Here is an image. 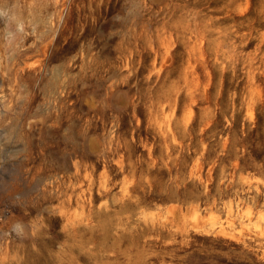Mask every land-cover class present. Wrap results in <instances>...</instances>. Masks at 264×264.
I'll return each instance as SVG.
<instances>
[{
    "label": "rangeland",
    "instance_id": "374dc122",
    "mask_svg": "<svg viewBox=\"0 0 264 264\" xmlns=\"http://www.w3.org/2000/svg\"><path fill=\"white\" fill-rule=\"evenodd\" d=\"M0 264H264V0H0Z\"/></svg>",
    "mask_w": 264,
    "mask_h": 264
}]
</instances>
